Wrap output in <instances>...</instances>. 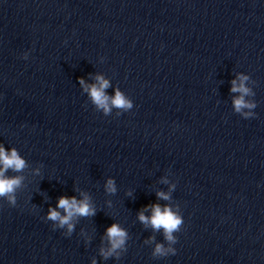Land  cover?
Wrapping results in <instances>:
<instances>
[{
  "label": "water",
  "instance_id": "water-1",
  "mask_svg": "<svg viewBox=\"0 0 264 264\" xmlns=\"http://www.w3.org/2000/svg\"><path fill=\"white\" fill-rule=\"evenodd\" d=\"M96 76L133 110L98 109L78 82ZM0 142L28 164L17 205L0 199V264H264V0H0ZM81 193L97 214L68 238L48 209ZM154 204L184 217L175 256L153 255ZM114 223L126 251L104 260Z\"/></svg>",
  "mask_w": 264,
  "mask_h": 264
},
{
  "label": "clouds",
  "instance_id": "clouds-1",
  "mask_svg": "<svg viewBox=\"0 0 264 264\" xmlns=\"http://www.w3.org/2000/svg\"><path fill=\"white\" fill-rule=\"evenodd\" d=\"M30 53L26 52L23 60L29 59ZM96 83L88 84L84 78H79L78 82L83 87L84 92L88 93L93 104L100 110H103L105 115H110L113 108L123 112H130L135 107L134 102L129 99L126 94L117 89L114 97L107 94V89L111 87L110 81L103 76L95 77ZM249 77L244 74H239L236 79L232 80V93H239L238 97L233 100L235 111L244 119L254 118L253 109L256 108L255 103L246 100V97L253 95L251 89L246 86ZM247 109L248 111H245ZM28 167L27 161L21 156L18 149L12 148L9 150L2 142H0V199L6 200L13 207L17 205V191L23 186L24 178L22 176H9L11 170L15 173H21ZM37 175H40L37 170ZM164 183H168L167 180ZM176 185H172L169 193L163 191L158 192L157 198L170 201L172 199L171 192L174 191ZM105 189L109 194L117 192L116 181L109 178L105 185ZM82 199L76 196H61L55 207H49L46 216L47 221L53 222V230H64L65 237L70 238L75 231V221L79 217H94L97 214V209L91 202V197L85 193H81ZM60 210H63L61 212ZM151 211L149 217L146 212ZM139 220L146 226H151L153 230L160 231L163 229L164 236L168 242V247L164 244H156L153 255L158 257L175 256L177 249L173 247L178 243L176 233L182 230L184 225V217L181 214L179 207L171 205L161 206L160 204L148 205L139 213ZM106 239L110 247L101 248L100 255L104 260L112 257L119 259L120 253L126 251L128 240L127 230L119 224H112L106 229ZM146 243H154V240L146 241ZM92 264H98L96 259L92 260Z\"/></svg>",
  "mask_w": 264,
  "mask_h": 264
}]
</instances>
